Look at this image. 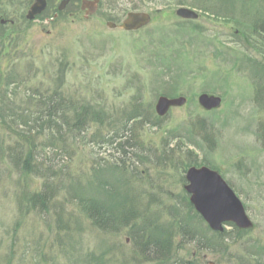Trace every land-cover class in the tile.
I'll return each instance as SVG.
<instances>
[{"label":"rangeland","instance_id":"1","mask_svg":"<svg viewBox=\"0 0 264 264\" xmlns=\"http://www.w3.org/2000/svg\"><path fill=\"white\" fill-rule=\"evenodd\" d=\"M209 1L213 8L201 0H101L94 18L76 23L66 18L43 32L35 26L20 30L0 25V100L5 95L3 114L12 118L28 109L35 111L29 98H49L52 93L64 100V106L91 107L99 117L87 122L80 137L75 132L64 138L66 142L54 143L55 148H45L51 139L47 131L33 133L39 144L46 143L41 158L51 159L48 164L55 171L64 168L62 174L67 175L51 178L47 189L52 195L55 183L62 180L70 183L68 190L84 188L88 197L113 204L123 203L122 197L106 200L93 181L99 162L124 163L128 177H133L129 178L135 202L142 204L151 197L167 208L183 186L169 162L159 167L151 160L163 161L162 142L172 132L186 130L191 136L201 127L212 140V149L200 145L198 161L206 160L220 170L253 227L241 234L238 244L229 240L231 247L224 252L198 251L191 244L179 250V257L194 264H256V248L250 246L264 245V149L258 135L264 129V95H256L258 88H264V34L249 21L255 16L264 21V0ZM180 8L195 11L198 18L178 17ZM21 9L17 0H0L5 20ZM147 11L153 20L141 30L107 27V23L119 27L127 13ZM162 94L183 97L187 103L156 117L154 106ZM201 94L219 97L222 105L216 112L204 111L197 103ZM67 110L66 120H71L73 109ZM141 110L146 125L122 127L130 113ZM12 118L0 119V264H151L132 261L137 252L127 232L96 230L66 202L59 210L57 203L69 200L63 187L47 203L46 213L21 201L25 195L44 193L45 185L40 178L21 174L8 158V151L21 143L10 131ZM114 130L130 140L129 145L138 144L134 149L141 152L136 153L140 158L127 147L124 154L121 141L108 143ZM55 211L71 232L57 230ZM163 223L159 220L158 225ZM231 230L226 226L227 233Z\"/></svg>","mask_w":264,"mask_h":264},{"label":"trees","instance_id":"2","mask_svg":"<svg viewBox=\"0 0 264 264\" xmlns=\"http://www.w3.org/2000/svg\"><path fill=\"white\" fill-rule=\"evenodd\" d=\"M201 2L203 6L208 4L210 5L209 7L213 8L212 2L210 3L209 0H201ZM249 23L252 24L255 31L258 30L264 34V21L260 20L258 16H255V19H251ZM247 40L245 39L251 46L250 41ZM248 60V62L253 63L252 59L248 58ZM260 69L259 71L263 72V67ZM259 93L263 97L264 88H258L256 95ZM57 96L58 94L52 93V96L49 98L40 95L38 96V100L29 98V101L32 100L34 102L35 111L32 112L28 109L22 115H14L13 118L10 115L6 116L3 114V110L6 109L4 105L5 95L0 100V119H13L11 122L13 127L11 128L14 130L10 129V131L16 140L19 143L21 142L16 148L8 151V158L11 160L13 168L18 169L21 174L32 175L42 179L46 187H43L44 193L42 194H34L30 198L27 195L21 197V201L25 202L30 209H38L37 211L40 213H46L48 210L46 207L47 203L52 200L53 196H56L57 190L63 187L70 201H60L57 203L58 209L60 210L59 207L66 202L70 206H75L96 230L110 234L127 232L137 252V256L132 257V261L136 263L194 264V261H185L180 258L179 250H183L186 246L193 244L195 245V250H207L217 253L224 252L228 247H231L229 246L231 243L228 245L229 240L237 241L236 244L240 242L241 234L246 233L245 231H239L232 224H226L225 226L233 229L229 233L225 229L222 233L212 232L202 218L194 211L189 203L188 195L183 190L182 194L178 195L179 198L171 197L169 203H167V208L164 207L166 204L153 201L154 199L151 197L149 199L145 198V203L141 202L143 205L140 202H135L133 194L131 195V179L129 178L133 177H128V167H124V163L118 164V162H115L108 165L99 162L96 166L97 170L94 171L92 176L93 181L96 182V188L104 192L106 200L112 199L113 196H120L123 199V203L113 204L107 203L105 200L90 198L85 193L87 191L84 188L79 189L78 187L77 191L73 192L72 188L67 189V187L71 186L70 183L67 185L62 180L55 183L56 191L52 195L47 189L51 187L50 181H53L51 178L56 174H61V179H66L67 177L64 176L67 175L62 174L64 168L55 171L54 167L48 164L51 159L41 158L40 153L43 154V151H45L43 147L46 143H40V145L35 136L40 135L41 131H47L51 139H49L45 148L47 146L55 148L58 145L54 146V143L59 142L61 144L66 142L64 138L67 135L75 132L79 137L80 135H84L87 122L96 120V117H99L88 106L76 108L72 107L71 103L64 106L62 105L65 103L64 100ZM69 107L73 109L74 117L71 120H66L65 112L68 111ZM142 112L141 110V113L138 111L137 114L135 112L130 113L126 117L122 127H127L129 123L138 122H144L146 125L147 116H144ZM9 113L12 114L10 111ZM30 115L32 119H30ZM201 122L203 123L204 121ZM23 128L27 129V131L24 132ZM193 130H195V126H193ZM33 131H35V136ZM261 131V134L258 135L264 149L263 127H261ZM113 132L114 135L109 138L108 143L121 141L122 144L119 145V149L124 154L126 153L124 150L126 147L127 149H133L135 154L141 153L134 149L138 145L137 143L134 142L132 145H129L130 140L123 138L124 136L119 134L120 131L114 130ZM202 132L203 129L201 127L198 129V133H192L191 136L186 135V130L181 134L172 132L169 139L162 142L163 155L160 160L163 161H155V158H153L151 160L152 164L162 167L169 162L173 170L179 174V183L181 185L185 183L183 176L185 170L189 167H201L205 165L217 170L212 163L206 160L198 161L197 149H201L202 146L212 149V140L208 135H203ZM106 141L105 139L103 142L106 143ZM62 148L63 146H61V150ZM135 156L140 158L138 154ZM162 207L166 209H163L161 212L160 208ZM20 211L22 212L21 208ZM152 214L154 215L153 219H151ZM163 216L165 219H163ZM159 220H162L164 223L158 225ZM55 224L58 231L71 232L70 227L63 221L62 214L59 211H55ZM76 230L78 231V229ZM250 247L252 249L256 248V251L253 250V253L260 259H256V264H264V245L262 247Z\"/></svg>","mask_w":264,"mask_h":264},{"label":"water","instance_id":"3","mask_svg":"<svg viewBox=\"0 0 264 264\" xmlns=\"http://www.w3.org/2000/svg\"><path fill=\"white\" fill-rule=\"evenodd\" d=\"M252 1V0H245ZM40 5L37 8V5ZM62 3L59 10L64 9ZM96 5V2H95ZM44 1H38L31 8L30 17L41 11ZM96 8V6H95ZM93 14V12H91ZM176 15L182 19L195 20L198 15L189 9L180 8ZM150 23V18L144 13H130L121 25V29L127 32L137 31ZM114 28L113 24L107 25ZM186 103L184 98L168 99L159 97L154 106L157 117L163 118L171 108L182 107ZM199 106L205 111H212L220 107L221 99L206 94L198 98ZM184 191L189 195V203L194 210L202 217L209 229L213 232H222L223 224L231 223L238 230L252 228V222L245 213L244 207L236 197L231 188L224 182L222 177L207 167H191L185 172Z\"/></svg>","mask_w":264,"mask_h":264},{"label":"flooded vegetation","instance_id":"4","mask_svg":"<svg viewBox=\"0 0 264 264\" xmlns=\"http://www.w3.org/2000/svg\"><path fill=\"white\" fill-rule=\"evenodd\" d=\"M18 5H22L23 9L21 11L16 12L12 19L5 20L4 16L0 15V25L5 27L6 25H10L13 28L23 30L29 26L38 27L41 32L46 30L47 28H51L56 24L66 21V18L70 20L72 23L79 22L81 20H90L94 18L100 9L101 0H43L44 6L43 9L38 13L34 14L32 18L30 17L31 8L36 4V2L41 0H17ZM65 7L62 10H59V7L62 3H65ZM96 2V5H95ZM96 6V8H95ZM40 5H37L39 8ZM93 12V14L91 13ZM159 13L158 11L155 12ZM127 13L123 21L128 16ZM144 14L148 15L150 18L149 26L152 23V12H145ZM123 21L120 23L119 27L114 23L113 29H121V25ZM146 26V27H147ZM108 27V26H107Z\"/></svg>","mask_w":264,"mask_h":264}]
</instances>
